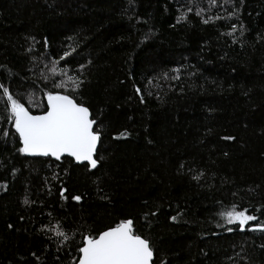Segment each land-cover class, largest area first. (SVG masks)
<instances>
[{"label":"trees","instance_id":"1","mask_svg":"<svg viewBox=\"0 0 264 264\" xmlns=\"http://www.w3.org/2000/svg\"><path fill=\"white\" fill-rule=\"evenodd\" d=\"M0 84L32 113L72 95L101 133L93 170L21 153L0 89V264H76L125 218L153 264H264V0H0Z\"/></svg>","mask_w":264,"mask_h":264},{"label":"snow or ice","instance_id":"2","mask_svg":"<svg viewBox=\"0 0 264 264\" xmlns=\"http://www.w3.org/2000/svg\"><path fill=\"white\" fill-rule=\"evenodd\" d=\"M209 2L214 5L216 0H209ZM189 11H191L190 8ZM196 14L200 15V11ZM184 18L183 14L179 17V19ZM204 23H208V20ZM235 29L236 25H232V30L235 31ZM69 55V52H64L60 60H64ZM56 70V61H53L49 71L54 75ZM60 71L62 75H66L64 69ZM44 78L47 79V77ZM75 83L79 87V81ZM62 87L63 83L54 85V89ZM0 89L3 90V96L7 100L9 113L7 119L14 122L13 127L22 143L19 152L50 155L57 159L66 153L78 162H88L91 168L97 167L98 161L94 155L97 153L101 133L94 130L96 121L90 118L88 107L78 103L72 95L63 94L58 90H49L44 93L46 106L40 114L34 115L19 99L13 97L8 87L0 84ZM136 91L140 93L141 90L137 88ZM141 100L143 102V97ZM123 135L126 133H121V136ZM226 139H233V137ZM63 194L64 190L61 191L62 196ZM72 199L80 201L81 197L74 196ZM24 202L28 203V200L25 199ZM149 215L155 216L156 213H145L144 219H147ZM218 215L227 224L238 223L242 230L249 221L257 220L255 215L248 214L247 208L238 209L235 204L219 212ZM171 219L175 221L177 217L172 216ZM250 230L264 231V223H258ZM228 231L232 229L229 228ZM56 235L62 236L64 240L69 239L61 230H56ZM81 244L82 246L78 249V264H153L154 249L150 239L143 235L141 228L136 226L132 218L121 219L114 226H108L106 230L99 231L98 234L83 235Z\"/></svg>","mask_w":264,"mask_h":264},{"label":"water","instance_id":"3","mask_svg":"<svg viewBox=\"0 0 264 264\" xmlns=\"http://www.w3.org/2000/svg\"><path fill=\"white\" fill-rule=\"evenodd\" d=\"M46 103H47V101H46ZM32 114L35 115V113H32ZM36 114H40V113H36ZM90 118H91V113H90ZM18 135H19V134H18ZM98 145H99V141H98V144H97V148H98ZM28 154H29V153H28ZM29 155H32V156H35V157H40V158H51V159L56 160V161H60V160H61L62 158H64V157H68V158L72 159L73 162H74L75 164H79V165H80V164H87L91 170L95 169V168H91V166L88 164V162H86V161L78 162V161L75 160L74 157H71V156H69V155L66 154V153H65V154H62L60 159H57V158L52 157V156H50V155H49V156H44V155H41V154H29ZM94 158H95V155H94ZM97 165H98V163H97ZM153 259H154V255H153ZM76 264H78V260H77Z\"/></svg>","mask_w":264,"mask_h":264},{"label":"bare ground","instance_id":"4","mask_svg":"<svg viewBox=\"0 0 264 264\" xmlns=\"http://www.w3.org/2000/svg\"><path fill=\"white\" fill-rule=\"evenodd\" d=\"M36 114V113H35Z\"/></svg>","mask_w":264,"mask_h":264}]
</instances>
